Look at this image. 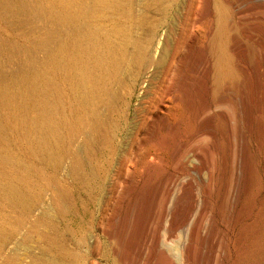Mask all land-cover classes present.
Wrapping results in <instances>:
<instances>
[{"label": "rangeland", "instance_id": "374dc122", "mask_svg": "<svg viewBox=\"0 0 264 264\" xmlns=\"http://www.w3.org/2000/svg\"><path fill=\"white\" fill-rule=\"evenodd\" d=\"M27 1L45 7H31L23 20L0 2V38L21 48L0 64V89L16 79L48 88L40 73L50 72L63 52L85 49L86 35L115 54L104 58L106 70L96 73L98 95L88 104L72 93L70 82L55 78L60 93L52 104L51 137L15 128L0 108V264H171L167 255L180 264L185 233L167 236L165 212L186 200L169 207L175 185L170 195L164 185L171 173L177 184L184 177L174 152L179 141L197 136L203 96L230 167L219 191L217 158L211 188L199 187V196L207 198L204 226H224L227 248L216 261L200 251L199 238L189 264H264V140L258 128L260 121L264 128V0ZM220 24L237 78L216 94L211 81L206 92L191 75L194 68L204 72L200 57L208 32ZM25 90L23 114L30 118L42 105L31 98V88ZM243 130L259 169L256 184L248 176ZM13 184L24 186L21 197L10 192Z\"/></svg>", "mask_w": 264, "mask_h": 264}, {"label": "bare ground", "instance_id": "6f19581e", "mask_svg": "<svg viewBox=\"0 0 264 264\" xmlns=\"http://www.w3.org/2000/svg\"><path fill=\"white\" fill-rule=\"evenodd\" d=\"M0 2L5 8H14L15 10H18L19 14L23 16V20L28 19L29 14L31 13V7L34 9H36L39 5V8L43 9L45 7V4L42 1H38L34 5L27 0H1ZM61 7L63 8L64 6L61 4ZM211 34V32H208L207 43H205L206 46H204L205 52L204 55L200 57V62L204 65V72H202V69L200 68H194L191 76L192 78L200 80L206 92L209 90V81H211V84L215 88L214 91L217 90V93H214L218 94L220 93V90L218 91V89H220L222 85L226 84L227 81H234L237 76L235 75L234 68L231 64L230 55L226 50L224 25L220 24L218 30L212 34L213 36H211ZM86 36V40L84 42L85 49L84 46L81 45V49H78L75 52H63L51 61V67L49 69L50 72L43 69L40 73L41 79L46 80L48 88H44V86L42 88L39 87L35 83V80L16 79L14 82L9 84L8 87L0 89V108L3 110L7 109V111L11 114L9 115L12 119L10 122L13 123L15 128L23 127L29 132H36L38 130L46 134L48 137H51V121L56 116V112L52 107V104L55 103L56 97L60 93V91H57V85L55 82L56 77H62L70 82L71 86L76 90L72 91V93L74 92L77 94L80 100L85 104H88L92 97H97L99 92V81L96 73L98 70L101 72H104V69L106 70L107 67L105 66L104 58L107 57V61L110 60L115 52L114 49L103 46V43L101 41H97L96 37L92 38ZM82 51L87 52L85 57L83 56L84 53L82 54ZM20 52V47H16V45L10 46L7 44L6 40L0 38V64L5 61L4 58L8 57V55L12 56L13 54H20ZM93 62L95 63L94 67L92 66ZM162 63L161 56L154 62L156 67L161 66ZM97 64H99L98 69H96ZM24 87L31 88L33 90L30 93L31 98L35 101L37 100V103L42 105L36 108V113L30 118L23 114L24 109L28 107L27 102H25L28 98L25 94L27 88L23 91ZM260 92L263 93L264 91ZM202 105V126L199 128L197 136L191 141H179V144L174 152L175 155H178V163L176 167L184 175V177L180 183L177 184L175 181L176 175L171 173L164 185V191L167 195L172 193L175 185V198L170 199L169 207L174 202L179 204L181 197L186 200V203H184L181 207L178 206V208L173 212H169V209H166L165 212V215L168 216L166 225L167 236H174L177 230L184 231L185 233L183 235L185 236V238L183 237L184 240L180 242L178 246L180 249V259L178 257L180 264H189L191 253L195 250L194 243L199 238L201 240L199 247L200 251L207 252L211 256H217L216 261L219 260L221 251L225 252L227 248H225L226 241L223 236V232L225 230L224 226L220 227L210 221H208L209 225L206 223L207 227L209 226V230L204 226L207 214V198L206 195L199 196V187H204L205 189L211 188L216 159L219 158L218 174L216 179L218 190L221 191L224 187L223 184L226 182L225 177L228 172V168L230 167V163L226 153L225 143L220 142L216 133L213 129H211V127H209L211 120V104L206 96H203ZM32 110H34V107ZM258 112H261V110L258 109ZM258 128L260 129L259 140L262 142V140H264L262 138L264 136V128L261 121L258 124ZM1 144L2 141L0 140V145ZM243 152L246 154L249 180L254 182L253 184H256L259 180V169L253 159L250 141L248 136L245 135L244 130ZM1 172L2 168L0 167V177ZM23 187L24 186H22V184H13L10 192H13L12 194L19 198L22 196ZM5 190L9 193L8 186L5 187ZM222 204L225 206V199ZM195 209L196 213H193ZM191 216L192 220L188 224L187 229H185L184 226L189 221ZM213 236H218L216 243L213 240H210ZM168 249L171 251L170 247ZM218 249L220 250V253L217 255L216 250ZM166 257L170 259L171 264H175L168 255ZM47 264L64 263L49 260Z\"/></svg>", "mask_w": 264, "mask_h": 264}]
</instances>
